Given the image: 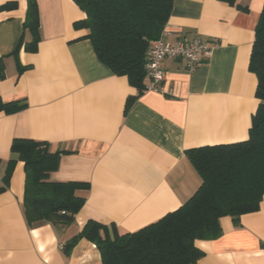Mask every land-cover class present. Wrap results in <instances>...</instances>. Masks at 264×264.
Instances as JSON below:
<instances>
[{
    "label": "crops",
    "instance_id": "obj_1",
    "mask_svg": "<svg viewBox=\"0 0 264 264\" xmlns=\"http://www.w3.org/2000/svg\"><path fill=\"white\" fill-rule=\"evenodd\" d=\"M37 51L14 52L23 33L27 0H0V100L24 102L0 112V187L15 140L46 142L64 151L52 182H85L86 202L68 227H30L23 214L24 164H15L0 192V264H101L95 245L67 242L86 222L135 232L184 205L202 180L186 157L190 149L248 139L259 100L250 71L255 29L264 0H174L164 29L170 42L195 38L214 48L189 73L167 59L158 91L138 95L128 79L96 57L84 29L85 14L73 0H36ZM30 36H25L29 41ZM136 97L127 113L125 105ZM222 236L197 241L196 264H264V198L255 213L220 219Z\"/></svg>",
    "mask_w": 264,
    "mask_h": 264
},
{
    "label": "trees",
    "instance_id": "obj_2",
    "mask_svg": "<svg viewBox=\"0 0 264 264\" xmlns=\"http://www.w3.org/2000/svg\"><path fill=\"white\" fill-rule=\"evenodd\" d=\"M73 1L85 14L75 28L87 31L83 38L91 42L97 59L114 75L126 77L140 95L145 88L146 54L164 31L174 0ZM26 35L30 36L27 42ZM39 41L38 4L36 0H27L23 33L14 52L20 72V50L35 53ZM249 69L257 77L259 104L248 139L185 152L202 183L184 205L131 233H120L113 224L90 220L67 242L65 252L69 254L79 240L85 239L95 245L101 264H196L202 255L196 242L220 238V219L230 217L239 225L242 215L257 212L264 198V6L255 29ZM135 99H128L124 113ZM25 105L4 104L0 100V112L13 114ZM11 153L17 155V160L7 162L0 192L9 185L15 164L22 162V210L27 224L72 225L86 202L85 193L90 186L85 182L50 181L64 151L53 152L46 142L15 140Z\"/></svg>",
    "mask_w": 264,
    "mask_h": 264
},
{
    "label": "built area",
    "instance_id": "obj_3",
    "mask_svg": "<svg viewBox=\"0 0 264 264\" xmlns=\"http://www.w3.org/2000/svg\"><path fill=\"white\" fill-rule=\"evenodd\" d=\"M166 31L154 41L145 59V70L149 78L148 90L158 91L159 85L165 80L162 64L165 60L181 61L185 70L194 72L203 59L210 58L213 46L201 38L192 41L179 40L170 42L165 39Z\"/></svg>",
    "mask_w": 264,
    "mask_h": 264
}]
</instances>
